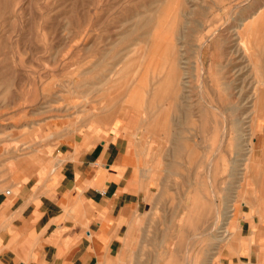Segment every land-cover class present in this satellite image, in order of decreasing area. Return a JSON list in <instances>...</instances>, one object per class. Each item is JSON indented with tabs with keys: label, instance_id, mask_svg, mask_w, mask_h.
<instances>
[{
	"label": "rangeland",
	"instance_id": "374dc122",
	"mask_svg": "<svg viewBox=\"0 0 264 264\" xmlns=\"http://www.w3.org/2000/svg\"><path fill=\"white\" fill-rule=\"evenodd\" d=\"M257 12L264 14V0H0V147L46 138L84 112L117 116L133 108L144 121L148 110L164 117L153 162L140 167L150 179L136 225L105 264H170L163 252L183 241L179 226L189 230L192 206L211 200L216 235L220 226L230 230L214 254L218 264L238 230L225 206L235 197V210L245 208L263 196L249 185L264 175V153L243 161L232 141L242 113H258L264 131V102L254 103L255 88L264 90V22L250 35L255 69L236 53L245 47L236 34ZM175 88L176 100L162 101Z\"/></svg>",
	"mask_w": 264,
	"mask_h": 264
},
{
	"label": "crops",
	"instance_id": "0c3cea01",
	"mask_svg": "<svg viewBox=\"0 0 264 264\" xmlns=\"http://www.w3.org/2000/svg\"><path fill=\"white\" fill-rule=\"evenodd\" d=\"M82 118L1 145L0 264H105L134 229L150 179L140 167L153 162L164 117L126 108ZM249 187L263 196L233 211L237 235L218 264H264V175Z\"/></svg>",
	"mask_w": 264,
	"mask_h": 264
},
{
	"label": "bare ground",
	"instance_id": "6f19581e",
	"mask_svg": "<svg viewBox=\"0 0 264 264\" xmlns=\"http://www.w3.org/2000/svg\"><path fill=\"white\" fill-rule=\"evenodd\" d=\"M148 11V10H147ZM232 11V10H231ZM217 14V13H216ZM249 16V15H248ZM253 20L251 21L250 24L246 25L247 29H244L243 33H237L236 36L239 37V46H243L245 43V47L243 48H239L237 49L238 54L242 55L245 60H247L250 65L252 63L254 54H253V49L251 47V41H250V35L252 33V30L257 29V27L261 26L264 22V14L257 12L256 14L254 13V15L252 16ZM251 17V18H252ZM151 19V18H150ZM186 21V19H184ZM248 20V18H247ZM187 23V22H186ZM239 23V22H238ZM243 23V22H242ZM241 26L242 28H246L245 27V23L242 24ZM188 24V23H187ZM239 25V24H238ZM264 25V24H263ZM209 26V25H208ZM207 26V27H208ZM224 26V25H223ZM239 27V26H237ZM236 28V26H235ZM237 29V28H236ZM263 29V28H262ZM184 30V29H183ZM186 30V29H185ZM220 30V29H219ZM230 30V29H228ZM216 32V31H215ZM237 32V31H236ZM210 34H214V32L210 33ZM232 34V33H231ZM234 34V33H233ZM245 34L246 35V39L242 38V35ZM253 34V33H252ZM183 36V35H182ZM256 36V35H255ZM210 36L206 35L204 37V39L207 40V38H209ZM212 37V36H211ZM258 37V36H257ZM183 38V37H182ZM259 39V38H258ZM238 40V39H236ZM261 40V39H260ZM264 42V41H263ZM205 44V42H202L203 46ZM256 44V43H255ZM258 45V44H257ZM261 45V44H260ZM259 45V46H260ZM258 46V47H259ZM263 46V45H262ZM261 47V46H260ZM202 48V47H201ZM236 48V47H235ZM226 50V49H225ZM229 50V49H228ZM235 50V49H234ZM232 51V50H231ZM227 52V50H226ZM235 53V54H236ZM172 61V60H171ZM179 62V60H178ZM254 64H256V60L254 58ZM172 63V62H171ZM177 63V62H176ZM243 63V62H242ZM258 63V62H257ZM179 64V63H178ZM177 64V66H178ZM245 64V62H244ZM249 65V64H248ZM244 66V65H243ZM247 66V65H246ZM257 65L252 66L251 68L255 69L254 67ZM248 68V67H247ZM234 69V68H233ZM242 69V68H240ZM250 69V68H249ZM137 71V70H136ZM173 71V70H172ZM246 71V70H244ZM183 72V71H182ZM228 73V71H227ZM253 73V72H252ZM183 74V73H182ZM181 74V75H182ZM185 74V73H184ZM168 76V75H167ZM260 76V75H259ZM261 77V76H260ZM111 78V77H110ZM166 78V77H165ZM183 79V78H181ZM241 79V78H240ZM261 78H259L258 80H260ZM181 81V80H180ZM254 81V80H253ZM167 82V81H166ZM170 82V81H169ZM185 81H183L184 83ZM256 82V81H255ZM259 82V81H258ZM183 83L181 84V86H184ZM186 83V82H185ZM244 83V82H243ZM187 84V83H186ZM242 84V83H241ZM258 84V83H256ZM255 84V86H256ZM177 85V84H176ZM248 85H246L247 87ZM250 86V85H249ZM259 86V85H258ZM262 86V85H261ZM241 87V86H240ZM245 87V86H244ZM253 88V86H251ZM171 88V87H170ZM179 88V87H178ZM184 88V87H182ZM187 88V86L185 87ZM237 88V87H236ZM261 88V87H260ZM167 89V88H166ZM238 89V88H237ZM187 90V89H186ZM251 90V89H250ZM263 90V89H262ZM176 88L175 90H171L170 89V93L173 99L176 100V97L174 98L173 95H176ZM255 107L258 104H261L264 102V93L261 90H258V88H255ZM251 92V91H250ZM181 93V92H180ZM168 94V93H166ZM184 94V93H183ZM250 94V93H249ZM186 96V95H185ZM180 97V96H179ZM253 98V97H252ZM181 99V98H180ZM179 99V100H180ZM170 100V99H169ZM183 100V98H182ZM234 100V99H233ZM168 102V101H167ZM176 102V101H175ZM178 105V104H177ZM250 106V105H249ZM180 107V106H179ZM250 108V107H249ZM181 109V108H179ZM217 109V108H216ZM230 109V108H228ZM248 109V108H247ZM171 110V109H170ZM181 111V110H180ZM246 111V110H245ZM178 112V111H177ZM241 112V111H240ZM240 114V113H239ZM243 114V113H242ZM240 114V116L242 115ZM245 115V114H244ZM239 116L238 119H234L232 122V126L234 127L233 129V134H232V141H234V148H235V153H241L244 152V159L243 161H248L252 159L253 157H257L260 154L264 153V131L262 132V129L259 128L258 126V121H259V116L258 113H252L251 115H249V117H244L241 118ZM255 125V129H253V126ZM173 141V140H172ZM175 142V141H174ZM223 144V143H222ZM179 145V144H178ZM226 146V144H225ZM175 147V146H174ZM187 147V146H186ZM229 149V147H228ZM172 151V150H171ZM190 152V151H189ZM198 154V152H197ZM196 154V155H197ZM200 154V153H199ZM180 156V154H179ZM243 156V155H240ZM234 157V156H233ZM236 160V159H235ZM240 160V158H239ZM241 161V162H243ZM243 170V169H241ZM197 176V175H195ZM149 195V194H148ZM235 198V197H234ZM232 199L227 205L225 202V196H223L220 200V203L223 205H226L225 208L227 209V211H225L226 213H230L233 212L235 210L234 208V202L235 199ZM207 205H209L208 203L206 204H197L192 206L195 210L191 211V213L188 215V221H192V227L187 230L185 232V229L181 226H179V235L181 236V238H183V241H179L175 247H173L172 245L169 246L168 248H165L164 250V256L166 255L169 258V263L170 264H182V261L180 260V257H183V260L186 264H197L196 261L197 259L201 256L204 258V260H208L207 264H214V254L217 251L218 254V250H219V246L218 244L225 240L229 235H230V230L228 227L220 226L218 228L217 231V235H216V215H217V208H216V201H210V205L208 208ZM213 209V210H212ZM151 209L148 207V215L150 214ZM180 212L182 213L183 210H180ZM147 215V214H146ZM145 215V216H146ZM178 215V214H177ZM228 218V217H227ZM229 220H226L224 224H228ZM199 226V228H203V235L200 237H198L196 235V229ZM223 228V229H222ZM187 237L188 239H194L197 238L198 239L189 246L188 243H184V238ZM233 237V236H232ZM159 240V239H158ZM165 246V245H164ZM212 254V255H211ZM117 257V254L115 255ZM108 257L105 256V259H107ZM189 261H192L191 263H189Z\"/></svg>",
	"mask_w": 264,
	"mask_h": 264
}]
</instances>
